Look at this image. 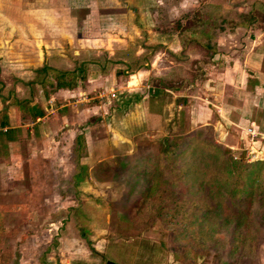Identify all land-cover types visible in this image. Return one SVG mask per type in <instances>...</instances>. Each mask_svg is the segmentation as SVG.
Masks as SVG:
<instances>
[{
    "label": "rangeland",
    "instance_id": "obj_1",
    "mask_svg": "<svg viewBox=\"0 0 264 264\" xmlns=\"http://www.w3.org/2000/svg\"><path fill=\"white\" fill-rule=\"evenodd\" d=\"M140 1L143 13L134 11L136 0H103L99 6H92L98 10V16H102L98 20L89 17L91 13L85 8L86 2L76 14L88 23L83 22L85 27L68 28L67 37L62 38L59 33L63 31L58 30L56 24H65L66 15L54 11L57 0H49L53 5L48 12L49 27L47 33L42 32L46 43L44 65L65 69L74 68L78 61L90 60L93 64H89L90 76L78 82L77 87L84 90L80 96L64 101L60 96L61 89L55 91L54 87H49L44 100L40 96L41 89L35 88V96L30 101L31 105L33 102L45 111L47 106H54L56 110L61 105H71H65L68 109L66 124L75 129L76 134L58 132L54 136L56 144L48 146L46 142L47 150L24 134L15 145H9L6 156L0 148V264H108L109 261L116 264H173L176 261L172 252L182 256L185 262L198 261L199 264H220V258L226 260L224 264H264V225L261 224L264 208L255 206L251 211V202L246 201L252 226L240 230L246 240L233 253L234 227L217 231L205 224L200 230L199 222L191 223L188 218L180 216L176 217L182 225L178 230L171 222L173 216L168 220L169 217L143 214L144 219L140 221L130 213L143 188V184L137 181L138 175L136 180V174L133 178V171L128 168L124 171L112 169L101 173L98 178L93 175L104 157L123 159V156H130L126 157V162H133L136 158L141 160L150 150H158L163 139L172 141L198 130L220 147L232 150L236 158L250 163L264 160V154H261L264 153V134L259 133L260 136L254 138L249 131L250 127L251 132L258 129L257 123L251 122L252 114L256 115L258 110L253 106L257 100L251 94V73L246 75L248 69L251 70V58L244 55L246 49L251 50V44L248 34L232 43L235 31H229L233 30L232 21L249 24V18L243 21L238 15L246 16L248 11L251 15L247 9L250 0H207L206 6L219 5L221 14L211 7L203 8L200 0ZM173 3L174 7L171 6ZM175 21L182 22L172 28L177 42L180 37H185L182 39L184 43L195 42V45L186 46L192 50L193 58L178 43L171 45V50L169 46H160L159 52L153 51L152 47L157 42L148 43V50L145 48L144 52L148 55L144 56L153 53V57L158 52L161 67L172 66L167 69L169 75L154 78L151 67L154 59L146 61L148 65L145 66L141 60L143 56L136 54L139 48L129 42H148L147 38L152 36V24L154 29L160 26L161 31L171 33L166 26ZM201 21L208 23L209 29H201ZM215 21L222 24V29L209 26ZM138 23L143 27L142 35L137 34L141 31L135 26ZM183 24L188 26L186 30H181ZM228 32L231 35L225 36ZM200 35L212 37V41L201 46L196 41ZM116 37L124 38V41L117 40L114 45ZM113 52H116V58L119 54L127 63L115 62L107 71L100 69V63H109L108 56H114ZM201 53L205 56L202 57ZM215 55L220 59H215ZM104 72L105 76H99ZM119 72L122 73L117 75ZM7 73L4 69L0 74V92L7 96L0 98L1 132L2 123L6 122L9 127L10 123L21 126L31 121L29 107H15L7 91L11 88L24 99L30 93L29 86L16 85L18 76ZM131 74L134 75L132 85L127 84L131 81ZM108 75L112 78L110 87L118 89L114 97L105 89L94 87ZM25 79L32 80V77ZM35 83L33 81L32 85ZM88 84H92L91 90L87 88ZM129 85L132 87L124 88ZM103 92L109 96L98 98ZM121 97L123 104L127 100L130 102L123 105L120 114L113 100ZM78 105L81 109L92 107L93 111L79 120ZM49 115L53 117L50 128L61 122L57 113L56 116ZM224 118L231 121L230 127L224 124ZM77 134L85 135L86 152L76 158L73 141ZM82 163L89 164L90 172H93L86 177L84 184L75 186L76 169ZM176 192L179 193V188L165 192L161 198L163 203L169 204L175 199ZM217 195L220 197L219 193ZM233 203L240 206L239 200L235 199ZM74 212L78 213L80 222L74 220ZM149 212L155 213L156 208L149 207L146 214ZM117 215L124 220L120 221ZM129 216L133 220L129 221ZM211 232L214 234L210 236ZM252 246L254 251H251Z\"/></svg>",
    "mask_w": 264,
    "mask_h": 264
},
{
    "label": "trees",
    "instance_id": "obj_2",
    "mask_svg": "<svg viewBox=\"0 0 264 264\" xmlns=\"http://www.w3.org/2000/svg\"><path fill=\"white\" fill-rule=\"evenodd\" d=\"M245 15L240 14L238 16L243 21L249 18L247 21L251 22V15L249 13ZM221 26L222 24H219L218 28L222 29ZM231 26L234 29L236 27L247 28L249 25L232 21ZM86 61H78L74 68L65 69L45 64L36 77L32 78L36 82L35 85H32L33 81L31 79L29 81L23 80V83L30 86L29 90L27 89L30 93L26 94L25 100L18 94L16 95L14 90L11 91V88L7 90L11 95V102L17 108H21L23 105L27 108L29 107L30 119L35 122L37 118L45 115V109L40 108L41 106L31 105V97L35 96L33 90L40 87V95L44 100L47 99L49 87H54L55 91L57 89L73 90L77 87L80 79L86 80L90 76L88 68L90 67L89 64L93 63L90 60ZM115 61L116 59L112 58L107 64L100 63L99 68L107 71V68L111 67ZM120 74L121 72L117 73V75ZM50 75L53 77L49 78ZM41 76L43 78H40ZM162 92L153 93L162 94ZM6 97L0 92V98L4 99ZM114 99L115 106H117L121 114L123 105L125 106L130 100L125 101L123 104L122 97ZM157 103L160 104V102ZM152 107H155V104ZM18 131V129L10 130V132L15 133H18ZM201 132V130H198L194 132L195 135L189 133L172 141L165 138L160 141L158 150H150L141 160L136 158L133 162H126V157L130 156H123V159L120 157H115V159L108 158L100 162L99 168L94 170L93 175L98 178L101 173H106L112 169L117 170L118 168L124 171L128 168V171H133L132 177L134 178L136 174L137 180L138 175L139 180L137 181L143 184L140 199H136L130 209V213L138 220L142 221L144 219L143 214L158 216L159 218L169 217L168 220L173 216L174 219H171V222L175 224L173 226L175 229L177 228L176 230L182 227L181 220H176L177 216L188 218L192 221L191 223L199 222L197 226L200 230L202 229L200 227L205 224L206 226L210 225L212 228L215 227L217 231L234 227L233 240L235 243H233L232 247L233 253H235L242 245V242L246 240L240 230H245L247 226H249L248 229H251L252 225L249 218L251 211H253L255 206L264 208V160L250 163L245 159L236 158L232 154V150L220 147L219 144ZM73 149L76 158L86 152L84 134L75 138ZM118 166L123 167L120 168ZM92 172H90L89 164H79L74 177L78 184L74 183V185L84 184L86 177L91 176ZM163 184L167 186L162 188ZM170 188L174 191L179 188V193L176 192L178 196L169 204H165L161 198L165 196L164 193ZM181 189H184L183 192ZM184 192L186 193L184 194ZM217 193H219L220 197ZM235 199L239 200L240 206L233 203ZM246 201L248 203L251 202L250 213L247 210L248 203ZM199 203L201 204L198 205ZM149 207H155L156 212L146 214ZM166 215L167 217H163ZM117 217L120 221L124 220V218L121 220L120 215H117ZM74 220L80 222L77 212H74ZM130 220H133V217L129 216ZM261 224L264 225V212ZM212 234L214 233L211 232L209 235L211 236ZM251 248V251H254V246ZM172 253L176 263L199 264L198 261L185 262L182 260V256ZM219 262L224 264L226 260L224 261L223 258H220Z\"/></svg>",
    "mask_w": 264,
    "mask_h": 264
},
{
    "label": "crops",
    "instance_id": "obj_3",
    "mask_svg": "<svg viewBox=\"0 0 264 264\" xmlns=\"http://www.w3.org/2000/svg\"><path fill=\"white\" fill-rule=\"evenodd\" d=\"M101 1L103 2V0H101ZM101 1L100 0H57L56 5L53 6L52 4L50 5L49 0H0V74L4 73V69H6L8 71L7 74L18 76L17 78L19 79V82L16 85L27 86L25 83H23V80L29 81V80L25 79V77H32V78L36 77L38 71H41V69L44 66V60H45V56H44V50L45 49L44 48L46 47V43L44 42L45 37L42 36V32L47 33V30L49 27L48 12L51 11V10H49L50 7H52V6H53V8L55 7V10L54 9L53 10L56 13H58V14L61 13V14L66 15L68 22H67V20H64L65 24H56L57 29L63 31V32L59 33V35H61V37L64 38V37H67L66 31L68 30V28L70 29L71 27H73L76 29L77 26L78 27L79 26L85 27L84 26L85 24H83V22H84L83 18L78 16L76 14V12H78V9L80 7H84L86 5V2L88 3V5L85 8H88L90 10V13H91L89 15V17H91L92 19H95V20L101 19L102 16H98V10L92 8V6L93 7H95L96 5L99 6L101 4ZM136 1L138 3H137V6H134V11H136V12L141 11L143 13L142 8H141L142 5H139V3L141 1L140 0H136ZM200 1L202 3V6L204 5L203 8L208 9L209 7H211L212 9L218 10L220 14L222 13L221 7L219 5L213 6V5L208 4L209 6H206L209 1H207V0H200ZM51 3H52V1H51ZM64 3L66 5H64ZM247 4L248 5L250 4L247 9H250V12H251V22L249 21L248 22L249 24H247L249 26L247 28L236 27L233 30H229V31H235V35H234V33H232L233 36H235V40L231 38L232 43H236L238 40H240V38L242 36H244L245 34H248L247 38L249 40V44H251V50L246 49L244 55H250L251 70L248 69V72L246 75L251 73V94L254 95L253 96V97H255L254 100H257V102L253 103V106L255 105L254 107L256 110L258 109L257 111H255V113L257 112L258 115L252 114L251 122L257 123L258 133L264 134V0H250V2H248ZM215 5H217V4H215ZM171 6L174 7V3ZM171 6H169V7H171ZM244 10H245V8H244ZM200 13L204 14L205 11H201ZM204 18H205V16L202 19H204ZM84 23H88V21H86ZM178 23H182V22H178ZM178 23L175 21V22H171V24H169V26H166V27H168V29H170V31H172L171 33L170 32L165 33L163 30L161 31L160 26H158L156 29H154L155 26L152 24V30H151L152 36H149L147 38L148 42H141L139 44L137 43L138 40H137V42L136 41H130L129 42L130 43L129 45H133L135 47L137 46L139 48L141 53L139 51L136 54L139 57L143 56V58L141 60L145 63V66L148 65L146 61L150 60V58L154 59L153 64L151 66L152 70L155 72L154 78H157L160 76L164 77L165 75L168 74L167 69H172V66H169V65H165L164 67H161L160 62H162V60H161V56L158 53L159 52L158 48H160V46H169L168 49L171 50L172 49L171 45L178 43L179 45L184 47V50L187 49L189 51V57L193 58V56L190 53L192 50L190 48H187L186 46L190 45V43L195 45V42L188 43V41H186L184 43L182 39L185 37H183V38L180 37L179 33L176 32V34L179 35V37H180V40H178V42H177V38L175 37V33H174L175 30H172V28L173 29L176 28L177 25H179ZM200 23L203 24V27H201V29L202 28H204V29L208 28V25H207L208 23H205L204 21H201ZM184 25L185 24L182 25L183 27L181 28V30H184L185 27L186 28L188 27V26H184ZM74 26H76V27H74ZM135 26H138L141 29V31H137V34L142 35L143 34L142 25L140 23H138V25H135ZM209 26L211 28L218 29L219 24L217 23V21H215V24H214V22H212L209 24ZM186 28H185V30H186ZM191 30H192V28H191ZM199 33L202 34L201 31ZM194 34L195 33H192L193 36H194ZM210 34L212 35V33H210ZM230 35L231 34L228 32V34L225 36H230ZM75 37H77V34L75 35ZM245 37H246V35H245ZM83 38L85 39V36ZM142 38H143V36H142ZM77 39H78V37H77ZM72 40L74 41V38ZM117 40L118 41H120V40L124 41V38H122V39H121V37L114 38V41H115L114 45L117 42ZM196 41H198L197 42L198 44L203 46L202 43L208 44L210 41H212V37H205L203 35H200V39H197ZM156 42L158 44H155ZM217 42H218V40H217ZM148 43H152V45L153 44L156 45L155 47L152 46L153 51L154 50L158 51L156 53V56L151 57L153 55V53H151L150 56H148V57L144 56V55H148V54H144L145 48H147V50H148ZM218 46H219V44H218ZM129 53L131 55H133L131 51H129ZM124 54L129 55L128 52L127 53L125 52ZM112 55H114V56H112V57H111V55L108 56L109 60L114 58V59H116L115 62H117L119 64L120 63L124 64L126 62L125 59H122L121 57H119V54H118V58H116L115 57L116 52H113ZM201 55H202V57H203V55L205 56L204 53H201ZM215 59L219 60L220 58L217 57ZM168 63L171 64V61H168ZM23 65L25 67H28V68H23V69H25V71L23 69L19 68L20 66L23 67ZM184 67H185V69L187 68V66H184ZM142 69L144 70L145 68L143 67ZM105 72L103 73V75L100 74L99 76H101V77L105 76ZM128 73L125 74L126 77L129 75ZM106 78L107 79H105V80L102 79L99 82H97L98 86L95 85L94 87L105 89L106 91H108V94H109V92L113 93V92L117 91L118 89L110 87L109 82L112 79L111 75H108ZM133 78H134V75L131 74V76H130L131 81H129L127 84L130 83V85H132L131 83L133 81ZM154 78H153V80H154ZM260 78L262 80H260ZM33 80L34 79H32L31 81H33ZM30 85H31V83H30ZM130 85L125 86L124 88L129 89L132 87V86L130 87ZM88 87L89 88L92 87V84L91 85L88 84L87 88ZM28 88H30V86ZM37 88H38V90L40 89V87H37ZM91 89L92 88H90V90ZM73 90H74L73 92H68L70 90L66 91L64 89H61L60 91L62 92V95H60V96L63 97V99H65L64 101H68L69 98H73L75 96H80V94L84 91L81 87H79V88L77 87ZM256 90L258 91V94H257ZM101 94L103 95V97H101V95H100V96H98V98L103 99V98H105V96L106 97L109 96V95L105 94L104 92ZM57 96L59 97V95H57ZM108 100H110V99H108ZM81 101L82 100L79 99V102H81ZM32 105H35V104H33V102H32ZM65 105L67 107H69V106L71 107V105L64 104V105H61V107H59V108L57 107L56 110H54V108H53L54 106H47L48 110L45 111L46 112L45 115H43V117L37 118V120L35 122L30 121V122H28L24 125H21V126H15L14 124L10 123L11 126H9V127L7 126L9 124H7L6 122L2 123L1 126L3 128H2V132L0 131V148L3 150V152H2L3 156L7 155L6 152L8 151L9 145L10 146L12 144L15 145L16 142L19 141L20 136L23 134L27 135L31 142L38 144V145H41V146H44L45 150H47V147L45 144L49 143V144H47L48 146L50 144H52V145L56 144L54 136L56 134H58V132H62L63 135H66L65 132L76 134V130L70 128L69 127L70 125L66 124L68 122V119H67L68 109ZM73 107L74 106H72V108ZM78 107H79V109L77 110V112H78L79 120H83L86 117V116L84 117V115H87L90 112L92 113V111H93L92 107H91L92 110L90 108L81 109V107L79 105H78ZM51 113H53L54 115L57 113V117L61 122L59 121L60 123H56L55 125L53 124L50 128V125L52 124L51 121L53 122V117H50V115H49ZM224 119H226V118H224ZM230 123H231V121L226 119L224 124L226 126L230 127ZM58 124H59V126H58ZM15 129L19 130L18 133L17 132L16 133L10 132V130H15ZM48 130L50 131V134L48 133ZM77 136H78V134L74 137V141H75V138ZM74 141H73V143H74ZM106 159H108V158H104V159L100 160L99 162H103ZM173 264H179V263L175 262Z\"/></svg>",
    "mask_w": 264,
    "mask_h": 264
},
{
    "label": "built area",
    "instance_id": "obj_4",
    "mask_svg": "<svg viewBox=\"0 0 264 264\" xmlns=\"http://www.w3.org/2000/svg\"><path fill=\"white\" fill-rule=\"evenodd\" d=\"M109 95L112 96V97H114V92H113V93L110 92ZM101 97H103V96H101ZM249 131H250V134H251L254 138H257L258 135L260 136V134L258 133V131H255V130H254V131L251 132V127L249 128ZM261 154L263 155L264 153L261 152Z\"/></svg>",
    "mask_w": 264,
    "mask_h": 264
},
{
    "label": "water",
    "instance_id": "obj_5",
    "mask_svg": "<svg viewBox=\"0 0 264 264\" xmlns=\"http://www.w3.org/2000/svg\"><path fill=\"white\" fill-rule=\"evenodd\" d=\"M108 264H116V263H113V262H110V261H109Z\"/></svg>",
    "mask_w": 264,
    "mask_h": 264
}]
</instances>
